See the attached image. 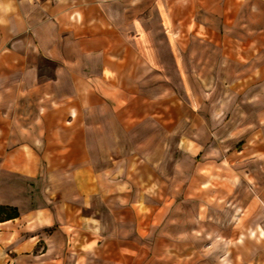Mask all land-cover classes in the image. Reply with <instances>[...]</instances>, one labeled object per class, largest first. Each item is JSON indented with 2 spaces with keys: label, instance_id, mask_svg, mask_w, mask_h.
Returning a JSON list of instances; mask_svg holds the SVG:
<instances>
[{
  "label": "crops",
  "instance_id": "obj_1",
  "mask_svg": "<svg viewBox=\"0 0 264 264\" xmlns=\"http://www.w3.org/2000/svg\"><path fill=\"white\" fill-rule=\"evenodd\" d=\"M258 73L264 0H0V205L19 212L0 221V264H146L147 251L165 253L142 238L128 190L143 188L148 158L157 164L179 120H224L202 96L210 78ZM256 138L251 159L264 155ZM205 152L184 153L181 172L187 188L201 179L203 222H229L219 228L229 243L214 252L224 264H264V201L252 188L264 191V161ZM66 156L73 203L49 175L65 170L51 158Z\"/></svg>",
  "mask_w": 264,
  "mask_h": 264
},
{
  "label": "rangeland",
  "instance_id": "obj_2",
  "mask_svg": "<svg viewBox=\"0 0 264 264\" xmlns=\"http://www.w3.org/2000/svg\"><path fill=\"white\" fill-rule=\"evenodd\" d=\"M194 31L199 36L206 33L200 25H196ZM227 69L231 70L232 68L228 67ZM252 75L210 78L209 85L211 86L208 89L210 95L203 92L202 96L206 98L204 100L214 99L216 105L219 102V111H225L222 116L224 120H198L195 124H191L190 120H179L177 133L162 134L164 153L159 157L160 161L157 160V164H154L153 159L148 158L151 162L141 175L143 188L132 187L128 190V196L134 201L131 210L140 216L142 238L146 239V243L152 250L156 243L162 244V248L166 247L164 248L166 252L161 254L147 251L146 264H157L155 262L160 258L162 263L166 264H224L223 262L228 260L226 258L223 261V257L220 258V255L214 251L218 246L229 243L219 232V228L224 229L229 222L212 220L203 222L205 215L202 209L201 179L197 180L194 188L185 187L186 174L181 172V169L187 168L191 159L182 155L185 153L186 156L193 157V160L200 161L202 158L196 156L199 151L206 149L208 150L205 152L206 156L209 155L215 159L222 158L224 161L222 163H227L230 157H233V161L236 160L235 164L241 166L248 165L250 160L256 158L258 161H264V155L260 153L261 150H253V148V152L258 155L254 159L250 158L249 137L252 136V133H256L258 141L253 143L254 147L256 144L258 146L264 144V137H262L264 134V76ZM251 84L253 87L249 89ZM187 132L189 135H186ZM202 143H204V147L201 146ZM130 144L133 145V142L130 141ZM240 149H244V152L237 153ZM68 150L66 149L65 152ZM85 152L83 150L82 153ZM74 160V157L66 156L58 160L63 164L61 166L57 165L58 161L56 162L52 158L49 163L52 170L65 169V172L61 171L60 173L51 171L49 175L53 178L51 180L55 181L56 189L59 190L56 193L58 197L68 198V200L64 199L69 203L79 199L72 187V181L75 180ZM81 160L84 159L81 158ZM174 163L178 167L174 166L176 165ZM252 185H247V187L254 194L251 189ZM254 186L252 188L257 189L259 196L264 201L263 189ZM68 206L74 207L71 204ZM100 207L101 205L91 213L102 215L103 211ZM84 212L90 211L87 209ZM112 223L111 220L106 221L109 226ZM142 238H137L135 244H141ZM69 245L75 246L70 250L77 249L73 240ZM155 255L161 257H158L154 262Z\"/></svg>",
  "mask_w": 264,
  "mask_h": 264
},
{
  "label": "trees",
  "instance_id": "obj_3",
  "mask_svg": "<svg viewBox=\"0 0 264 264\" xmlns=\"http://www.w3.org/2000/svg\"><path fill=\"white\" fill-rule=\"evenodd\" d=\"M19 216L16 207L9 205H0V221L9 220Z\"/></svg>",
  "mask_w": 264,
  "mask_h": 264
},
{
  "label": "bare ground",
  "instance_id": "obj_4",
  "mask_svg": "<svg viewBox=\"0 0 264 264\" xmlns=\"http://www.w3.org/2000/svg\"><path fill=\"white\" fill-rule=\"evenodd\" d=\"M261 232L263 233V231L261 230Z\"/></svg>",
  "mask_w": 264,
  "mask_h": 264
}]
</instances>
